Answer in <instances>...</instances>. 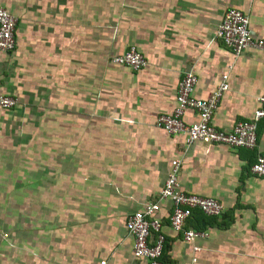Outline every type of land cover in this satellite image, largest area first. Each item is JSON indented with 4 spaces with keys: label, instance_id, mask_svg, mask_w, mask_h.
<instances>
[{
    "label": "crops",
    "instance_id": "crops-1",
    "mask_svg": "<svg viewBox=\"0 0 264 264\" xmlns=\"http://www.w3.org/2000/svg\"><path fill=\"white\" fill-rule=\"evenodd\" d=\"M15 19V45L0 53V264H143L131 254L127 215L154 202L169 162L185 193L221 206L200 251L168 227L159 201L162 264H264V179L249 166L264 155V120L252 150L193 143L154 126L169 113L184 73L207 97L228 65V91L211 125L229 131L264 96V47L237 58L214 37L223 13L248 18L264 41V0H0ZM135 47L145 69L109 63ZM184 121H195L186 111ZM192 214V215H193ZM217 224V226H216ZM225 225L219 227V225Z\"/></svg>",
    "mask_w": 264,
    "mask_h": 264
},
{
    "label": "built area",
    "instance_id": "built-area-1",
    "mask_svg": "<svg viewBox=\"0 0 264 264\" xmlns=\"http://www.w3.org/2000/svg\"><path fill=\"white\" fill-rule=\"evenodd\" d=\"M14 26V17L0 7V53H10L13 50ZM214 37L234 59L244 51L261 50L264 47V41L255 37L249 29L247 16L237 9L230 8L223 13L214 31ZM109 63L132 72L141 71L147 66L144 56L133 46H129L122 54L111 57ZM231 69L232 65H228L226 71L219 76L214 89L203 99L193 95L197 84L196 76L191 71L184 73L176 85L172 110L167 114L157 115L154 126L168 136L181 135L185 147L198 142L209 146L224 145L233 149H254L255 123L264 120V96L256 99L258 108L252 112L251 118L234 123L229 131L218 130L211 125V117L220 99L229 89L228 75ZM16 104V98L0 94V111H11ZM186 111L194 113L195 121L191 123L184 121ZM179 167V160L172 159L157 199L124 219V229L132 242V258L143 264H162L160 258L165 239L161 232L160 218L156 216L159 211V201L169 202L168 227L173 234L190 245L193 253L200 251L195 244L196 241L206 239L208 234L204 230L186 227L192 213L197 211L211 218L219 217L221 214V206L215 199L196 196L181 190L178 183ZM248 170L253 177L264 179V155H256ZM98 264H105V261H100ZM189 264L194 262L191 261Z\"/></svg>",
    "mask_w": 264,
    "mask_h": 264
},
{
    "label": "trees",
    "instance_id": "trees-1",
    "mask_svg": "<svg viewBox=\"0 0 264 264\" xmlns=\"http://www.w3.org/2000/svg\"><path fill=\"white\" fill-rule=\"evenodd\" d=\"M196 213H198V212H196ZM195 214L191 215V217H190V219H191V221L193 222L194 225H196V224H198L200 222V224H201L200 228H204L205 226H211V225L215 224L213 219H209L208 221H203L202 219L198 220V217H197L198 215H195ZM218 225H219V227H224L225 226V225L220 226V224H218ZM216 226H217V224H216ZM195 230H197V229H195Z\"/></svg>",
    "mask_w": 264,
    "mask_h": 264
}]
</instances>
